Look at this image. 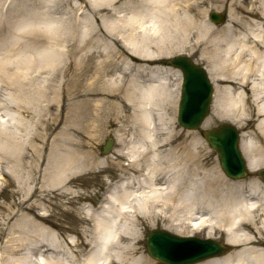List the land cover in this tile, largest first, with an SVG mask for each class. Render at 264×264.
<instances>
[{
  "label": "bare ground",
  "instance_id": "obj_1",
  "mask_svg": "<svg viewBox=\"0 0 264 264\" xmlns=\"http://www.w3.org/2000/svg\"><path fill=\"white\" fill-rule=\"evenodd\" d=\"M66 1L69 4L72 2ZM89 1L98 11L109 8L106 14L119 12L122 13L120 16L128 15L126 25L141 31V36L133 31L128 36L129 50L149 60L156 59L162 53L187 49L186 42L196 36L195 50L206 63L215 84L213 109L208 117L205 116V125L217 120H226L224 123L235 125L238 143L240 140L247 161L245 165L250 172L245 179L229 180L216 164L209 163L211 153L197 129L187 132L184 142L174 145L176 139L181 137L174 122V93L176 95L179 91L183 77L179 71V83L172 89L167 69L159 63L124 61L125 73H117L114 62L85 60L84 55L78 56L84 45L67 51L66 45L59 46L60 40L54 31L62 29L61 26L48 18L46 13L40 12L44 18L41 35L53 41L48 45L44 42L35 44L42 46L40 54L51 62V68L48 67L47 71L49 77L38 80L39 84L31 81L28 87L22 85L20 76L16 77L17 85L15 81L1 78L3 85L14 88L16 94L8 95V104L0 99V109L15 106L22 114V103L29 99L35 114L34 108L37 110L39 106L42 110H50L52 103L58 99L59 86L63 87L70 99H77L70 103V114L62 120L64 127L60 135L53 138L57 151L53 164L46 168L49 171L45 174L51 172L48 176L52 182L61 184L79 171L76 168L81 170L89 161H94L95 156L87 157L80 149L90 126L97 130L92 138L99 137L106 121L118 120L122 122L118 128L124 131L121 140L132 143L128 169L133 174L112 183L100 207L88 205L84 212L97 234L95 241L92 240L95 243L92 249L83 259H77V264H153L144 254L134 257L137 252L135 243L139 237L137 226L141 224V217L150 223L169 219L178 230H183L185 226L208 227L214 223L209 222L212 218L224 227L228 245L215 241L221 242L224 248L235 246L240 249L197 264H264V248L256 246L264 241L263 237L257 235L264 234V178L260 177V171L264 170V0H251L248 7L237 2L235 7L238 11L232 14V24L223 28L214 26L212 22L215 20H209L202 8L209 2L215 4L217 0ZM102 5L103 9L99 10ZM72 26L70 23V30ZM16 30L19 37L16 46L21 47L18 35L21 33L20 27ZM152 45L159 49L157 53L149 50ZM3 48L5 55L2 64L10 61L9 55L11 57L16 50L14 44L9 43ZM66 53L71 68L67 69L65 79L59 83V74L54 72L57 69L56 61L65 62ZM15 63L20 66V54ZM66 66L67 63L63 65L64 68ZM19 70L21 68L18 67L16 73H20ZM74 104L76 110H73ZM50 120L46 123V140L52 136V130L60 125L58 116L52 115ZM1 128L0 142L4 138V145L23 148L20 132L23 127L16 130ZM110 140L115 143L113 139ZM104 153L111 151L104 149ZM37 155L32 154V159H36ZM218 155L220 157L219 152ZM28 178L37 179L35 175ZM69 191V187L64 190ZM258 216L260 222H257ZM29 221L33 222L29 219L21 228L27 229ZM128 223L132 225L129 230L126 228ZM249 224L254 226L250 233L245 232ZM38 228L50 231L43 225ZM212 232L209 231V235ZM52 236L57 240L54 241L56 248L59 247L58 236ZM148 238L146 236V245ZM196 240L200 241L201 238L196 237ZM38 258L45 264H74L71 263L74 255L70 260L63 257L58 249L55 257L48 258L41 254Z\"/></svg>",
  "mask_w": 264,
  "mask_h": 264
},
{
  "label": "rangeland",
  "instance_id": "obj_2",
  "mask_svg": "<svg viewBox=\"0 0 264 264\" xmlns=\"http://www.w3.org/2000/svg\"><path fill=\"white\" fill-rule=\"evenodd\" d=\"M71 1L69 4L66 0H0V79L5 78V80L10 82L11 80L15 81L17 85L16 77L20 76L22 85L28 87L31 81H36L39 84L38 80L49 77L47 71L48 67L51 68V62H49L47 57H42L40 54L42 46L35 44L44 42L48 45L53 41L48 36L41 35L40 27L42 22H44V18L41 17L40 12L46 13L48 18L57 21L61 26L62 29L58 31L55 29L54 31V34L56 35L57 33L58 40H60L58 42L59 46L66 45L65 50L67 51L79 45H84V49L78 54L79 57L82 54L85 60L91 59L93 62L106 60L105 63L114 62L117 67L115 72L117 73L124 72V61H130L135 64H141L146 61L149 64L159 63L167 69L171 88L174 89L179 83L178 71L181 73V70L168 65L167 59L179 54L188 55L195 62L205 67L208 72L206 63L195 50L196 36L186 42L187 49L175 50L170 54L162 53L156 59L149 60L143 56H137L129 50L130 39L128 36L132 31L134 34L141 36V31L126 25L128 15L124 16L123 14L120 16L122 13L119 12L118 14H114V12L113 14H106L105 11L109 10V8L100 10L103 9L104 5L100 6V11H98L92 7L89 0ZM237 2L247 7L251 5V0H217L215 4L209 2L202 8L209 20H211V12L222 13L226 17V21L220 24L213 21L212 24L223 28L232 24V14L234 11H238L235 7ZM81 6H83L82 9L78 10ZM70 23L73 25L72 31L70 30ZM18 26L21 30V33L18 34L20 35V42H22L21 47L20 45L16 46V42L19 40L16 35ZM6 43L14 44L16 50L11 53V57L9 55L11 60L7 61L8 64H6L7 62L2 64L1 61L5 55L3 47ZM149 50L155 53L159 51L155 45L150 46ZM18 54L21 56L20 66L15 63ZM67 55L66 53L65 62L56 61L57 65L55 67H57V71L54 70V72L59 74V83H62L65 79L64 76L67 69L71 68ZM66 63L67 66L64 68L63 65ZM18 67L21 68L19 70L20 73H16ZM208 75L215 89V84L209 72ZM180 90L181 87L176 95L174 93L176 97L174 106L176 108V118H174V122L177 125L176 131L181 133V137L174 142L175 146L184 142L187 132L196 131V129H185L178 122L177 110ZM10 93L16 94L14 88L3 85L2 81H0V99L4 100L3 103L8 104L10 98L7 101L6 98ZM28 100L22 103L24 105L22 114L15 106L0 109V131L1 127H7L8 129L11 127L14 130L23 127L20 132L22 134L21 140L24 144L22 149H17L12 145H4V138H1L2 141L0 142V264H45L38 257L41 254L48 258L55 257L56 249L61 252L63 257H68L70 260L74 255V259H72L74 261L71 260V263L77 264V259H83L92 249V245L95 244L93 241H95L97 234L92 221L84 216V212L88 205H94L95 207L100 204L111 183L133 174V171L128 169L130 167L129 154H132V143H123L121 140L120 136L124 131L118 128L122 123L118 120L106 121L99 137L92 138V134H97V130L95 131L92 126L88 127L86 133L88 136L84 137V144L80 149L87 157L90 155L95 156L93 158L94 161H89V164L81 170L76 168L79 171L77 173L75 171L73 176L67 179L66 182L55 184L48 176L51 172L48 175L45 174L49 171L46 168L49 169L53 164L57 151L56 142H54L53 138L56 135H60L59 133L64 127L62 120L70 114V103L75 102L77 99L73 97L70 99L63 87L59 86L58 99L52 103L50 110H42L39 106L37 110L34 108L37 114L34 113L30 104L31 101ZM43 103L45 104V102ZM76 109L77 106L74 104L73 110ZM212 109L213 103L209 114H211ZM52 115L58 116L60 125L57 129L52 130V136L46 140L44 138L46 123L51 121ZM206 118L197 129L198 135L205 141L211 153L210 157L208 156L209 163L216 164L222 173L226 175L221 167L218 151L209 144L208 140L202 135V131L217 128L221 123L227 121L217 120L215 123L206 126ZM3 119L4 121H2ZM109 138L114 139L115 143L111 153L107 154L102 151V146ZM239 148L244 159H246L240 146V140ZM120 153H123L124 156H121ZM32 154L35 156L38 154L37 158L35 159L34 157L32 159ZM23 157L24 159L22 160ZM34 169L36 170L35 173ZM37 172L39 173L36 174ZM249 172L248 169V173L238 179L226 176L231 181L242 180L249 176ZM33 175L37 179L30 180L28 176L32 177ZM260 177L263 178L261 175ZM67 187L71 188V191L64 192ZM29 219L33 221L32 223L29 221L30 226L27 229L21 228ZM211 219H209V222L214 221V223H210L211 225L208 227L200 226L199 229H193L190 226L188 228L185 226L183 230H178L168 221L169 219H158V221L150 223L141 217V224L137 226L139 237L135 243L137 252L134 257L137 258L144 254L153 264H165L152 258L146 247V236L150 231L157 228L166 229L182 236L193 234L201 238L212 237L225 242L226 232L224 227H221L220 222ZM258 219L259 221L257 222H260L259 216ZM35 222L38 224H35ZM40 225L50 231H41L38 228ZM126 228L129 230L132 225L128 223ZM121 230L124 231L123 229ZM211 230L213 232L209 235L208 232ZM253 230L254 226L249 224L245 232L250 233ZM54 234L60 240L57 248L55 246L57 240L55 241L52 236ZM257 235L264 238V234L258 233ZM261 242L262 245L256 246L264 248V241ZM64 243L68 246H65ZM239 249L232 246L231 251Z\"/></svg>",
  "mask_w": 264,
  "mask_h": 264
},
{
  "label": "water",
  "instance_id": "obj_3",
  "mask_svg": "<svg viewBox=\"0 0 264 264\" xmlns=\"http://www.w3.org/2000/svg\"><path fill=\"white\" fill-rule=\"evenodd\" d=\"M212 18L220 23L223 16L212 13ZM169 62L184 72V89L179 110V121L187 128H198L208 114L212 96V86L206 71L196 65L188 56L173 57ZM203 135L220 153V162L225 172L233 177H242L247 173L244 158L238 145V133L235 127L223 123L218 129L204 131ZM112 140L107 141L104 149L111 150ZM264 177V172L261 174ZM147 240L150 255L169 264H187L211 256L226 253L229 248L212 239L196 240L195 238H181L163 230H154ZM191 242L199 250H191L189 254L176 256L172 250L181 243Z\"/></svg>",
  "mask_w": 264,
  "mask_h": 264
}]
</instances>
